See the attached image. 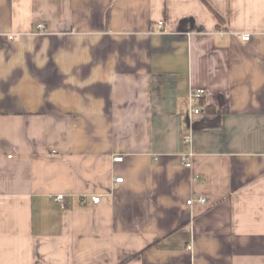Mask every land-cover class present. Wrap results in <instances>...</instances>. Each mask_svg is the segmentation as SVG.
<instances>
[{"label": "crops", "instance_id": "1", "mask_svg": "<svg viewBox=\"0 0 264 264\" xmlns=\"http://www.w3.org/2000/svg\"><path fill=\"white\" fill-rule=\"evenodd\" d=\"M263 23L264 0H0V264H264Z\"/></svg>", "mask_w": 264, "mask_h": 264}, {"label": "built area", "instance_id": "2", "mask_svg": "<svg viewBox=\"0 0 264 264\" xmlns=\"http://www.w3.org/2000/svg\"><path fill=\"white\" fill-rule=\"evenodd\" d=\"M161 24V22H160ZM37 30L39 31H43L45 26L43 23H38L36 25ZM262 28L264 30V23L262 25ZM235 36L237 38H239L241 41H247L250 38V33L247 32H234ZM14 36L12 34L8 35L9 39H12ZM205 90L203 88H196V89H191L189 91V94L187 96V104L190 108V111L192 113H200L201 109L198 107V102L200 101V99L204 96ZM184 143H190V136L185 135L183 138ZM182 159L184 160V165L186 167H190L191 166V160L188 158V156H183ZM121 157H115L114 161H120ZM116 182H121L122 181V177H116L114 179ZM92 201L93 203H98V201L100 200V198L98 196H92ZM54 200L57 201L60 204L64 203V195L63 194H57L54 197ZM194 202H197L199 204H205L206 203V198L205 197H198L196 199L193 198H189L186 200V204L190 205Z\"/></svg>", "mask_w": 264, "mask_h": 264}, {"label": "trees", "instance_id": "3", "mask_svg": "<svg viewBox=\"0 0 264 264\" xmlns=\"http://www.w3.org/2000/svg\"><path fill=\"white\" fill-rule=\"evenodd\" d=\"M217 18L220 20V17L219 16H217Z\"/></svg>", "mask_w": 264, "mask_h": 264}]
</instances>
